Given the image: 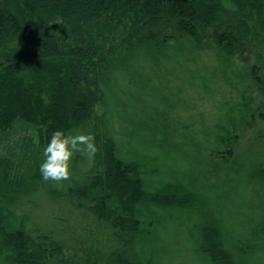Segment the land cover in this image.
Listing matches in <instances>:
<instances>
[{
    "label": "trees",
    "instance_id": "obj_1",
    "mask_svg": "<svg viewBox=\"0 0 264 264\" xmlns=\"http://www.w3.org/2000/svg\"><path fill=\"white\" fill-rule=\"evenodd\" d=\"M243 16L254 18L264 31V0H0V135L17 127L26 133L35 130L45 148L54 131L86 133L87 124L96 120L90 133L98 151L85 172L70 166L63 194L73 208L109 229L107 235L116 241L109 249L104 245L108 240L103 241L105 247H96L92 257L78 263L62 258L65 219L54 220L59 232L39 228L32 234L26 225L30 217L0 208V241L8 262L173 264L174 240L187 234L201 264L260 263L264 164L254 170L260 201L253 207L245 197L249 184L234 179L228 164L236 150L233 130L225 126L226 134L219 137L223 152L217 147L220 159L208 154L205 172L188 180L178 176L167 167L178 145L170 142L177 122L165 127L156 123L155 114L168 120L169 109H161L154 102L157 92L145 89L131 73L141 58L158 66L156 53L168 42L186 39L200 48L211 42L233 53L249 35ZM115 79L116 105L124 114L108 105L107 92ZM252 79L261 101L248 115L264 121V69L253 68ZM99 104L105 107L101 117L96 114ZM33 143L28 134L15 141L0 136V180L17 191L30 170L22 166L17 150L25 153ZM187 144L182 137L179 145ZM26 161L29 165L31 160ZM42 179L35 172L34 180ZM203 187L206 197L199 190ZM6 201L13 204L8 196ZM204 203L206 212L199 214L198 223L183 230L176 213Z\"/></svg>",
    "mask_w": 264,
    "mask_h": 264
},
{
    "label": "rangeland",
    "instance_id": "obj_2",
    "mask_svg": "<svg viewBox=\"0 0 264 264\" xmlns=\"http://www.w3.org/2000/svg\"><path fill=\"white\" fill-rule=\"evenodd\" d=\"M244 17L242 20L247 23L249 35L243 46L236 48L237 50L235 49L233 53L225 52L211 42L210 46L203 48L186 39L179 43L168 42V47L156 53L158 66L154 67L151 58H141L138 62H134L131 73L145 89L157 92L155 101L151 96L146 95L148 100L158 102L161 109H169L168 120L163 116L159 120L157 119L159 113L155 114L156 123L160 124L161 121V125L165 127L166 122L170 126L177 122V125L173 127L175 129H171L174 134L170 142L178 145L172 149L167 160V167L178 172V176H184L186 180L189 175L193 177L205 172L206 166H210L207 160L208 154L215 159H220L218 151L221 149L220 152H223V146L220 145L219 137L226 134L225 126H230L233 130L232 141L236 154L230 158L228 164L232 168L234 179H239L242 185L243 182L249 184L245 197L248 200L251 198L252 205L255 207L260 201L256 194L260 184L254 179V170L262 163L264 164V121L249 116L248 111L255 112L261 101V96L256 91L252 79V70L254 68L263 72L264 69V31L261 23L255 22L254 18ZM201 77L206 80L199 87ZM116 79L107 92L108 105L114 108V112L120 110L124 114L122 108L118 109L115 101L114 94L119 92V81ZM131 90L137 93L135 87ZM104 111L105 107L99 104L96 114L101 117ZM96 123L97 121L93 120L87 124L86 133L93 131ZM150 123L153 124V121ZM21 129L17 127L16 131L0 136L2 139L15 141L22 135L28 134L34 140L31 148H27L25 153L17 150L24 169H30L27 175L28 180L17 191L1 179L0 208L10 212L11 207L17 213L30 217L26 225L29 226L32 234L39 228L59 232L60 225L54 220L65 219L61 225L65 244L62 258L76 259V262L82 263V261L85 262V258L93 256L92 250L103 245V241L108 240L109 243L104 244L108 249L112 245L115 246L116 241L106 233L109 229L100 225V222L88 216L82 209H75L65 201L63 194L65 182L34 180V174L39 171L41 165L39 161L44 160V147L40 143L37 131L32 130L26 133ZM182 137L188 143L185 147L179 145ZM219 146L220 149L217 148ZM38 147L40 151L37 153H40V156L34 153ZM160 153L165 155L162 151ZM23 154L28 156L24 157ZM73 157L70 162L71 168L75 166L77 172L78 170L85 172L89 168L91 156L76 153ZM26 158L31 160L29 165ZM222 162L224 165L226 161ZM212 164L216 165L215 162ZM1 171L5 170L1 168ZM185 173L186 175H183ZM205 188H199L203 197L209 195ZM7 196L16 206L6 204ZM195 208L176 213L175 219L182 220L183 230L189 225L194 226L198 223L199 214L206 212V203ZM245 210L246 213L254 214L252 208ZM118 246H120L119 243ZM171 251L173 264H201L196 259L195 246L187 234L181 237L177 235ZM7 255L8 250L0 241V264H11L8 262ZM258 259L259 264H264L263 255H260Z\"/></svg>",
    "mask_w": 264,
    "mask_h": 264
},
{
    "label": "clouds",
    "instance_id": "obj_3",
    "mask_svg": "<svg viewBox=\"0 0 264 264\" xmlns=\"http://www.w3.org/2000/svg\"><path fill=\"white\" fill-rule=\"evenodd\" d=\"M98 151L91 133H65L56 130L43 150L44 160L39 171L45 182H62L71 179L70 162L76 153L94 156Z\"/></svg>",
    "mask_w": 264,
    "mask_h": 264
}]
</instances>
